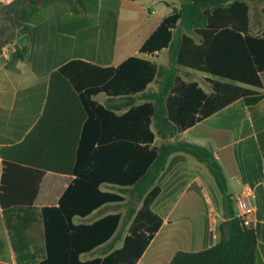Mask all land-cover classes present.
<instances>
[{
  "label": "trees",
  "instance_id": "16d2710c",
  "mask_svg": "<svg viewBox=\"0 0 264 264\" xmlns=\"http://www.w3.org/2000/svg\"><path fill=\"white\" fill-rule=\"evenodd\" d=\"M40 1L31 0L35 7ZM257 1L264 3L167 2L173 11L141 51L167 48L168 65L132 56L118 66L103 67L72 59L70 48L59 50L39 121L23 141L0 148V204L18 264H101V257L86 262L80 257L110 242L133 219L137 204L175 154L209 165L225 193L224 171L211 152L178 136L238 100L254 104L263 98L251 89L263 88L264 34L250 33L252 3ZM99 2L64 0L66 7H77V27L65 32L61 21L60 33L74 35L89 26L83 19L97 17ZM181 68L216 78L212 92L181 76ZM152 83L158 84L157 91L149 90ZM101 93L109 97L107 103L94 99ZM47 172L75 179L57 207L40 210L34 202ZM103 185L118 191L104 190ZM109 204H127L126 215L74 223L75 217H88ZM230 217L214 246L199 252L179 250L167 264H257L256 230L246 228L233 212Z\"/></svg>",
  "mask_w": 264,
  "mask_h": 264
},
{
  "label": "crops",
  "instance_id": "0c3cea01",
  "mask_svg": "<svg viewBox=\"0 0 264 264\" xmlns=\"http://www.w3.org/2000/svg\"><path fill=\"white\" fill-rule=\"evenodd\" d=\"M123 1L100 0L97 17L101 18L102 13L116 14L112 10L114 4L121 5ZM143 2L149 13L152 12L151 6L164 5L162 17L148 35L136 44L130 55L115 63L117 41L114 33L117 18L116 22L106 28L107 37L104 41L102 39L98 48L97 44L94 45L97 39L92 40L91 29L101 23L94 18L83 19L84 23H90L89 26L76 29L74 35L60 33L61 21L65 32L77 27V7H66L64 0H41L38 7L31 0H0V148L23 141L39 121L44 111L51 73L58 66L59 50L64 53L63 50L70 48L72 59H81L103 67L118 66L132 56L158 65H168L169 60L168 63L167 60L158 61L167 48L154 52H142L141 48L173 10L166 0ZM261 11L264 16V7ZM259 21L257 19L254 24L250 14V33L254 36L264 34V27H260ZM105 22L108 25V20ZM81 32L83 34L80 37ZM99 32L102 38L103 30ZM24 35H28L29 41L25 47H21L18 42ZM7 46H15L9 59L2 55L3 48ZM22 48H26V51L20 57L18 52ZM203 74L202 78L206 81L216 80L211 75ZM260 78L263 88L251 89L258 91L263 97L257 104V111L264 116V72L260 73ZM193 81L207 91V87L200 81ZM150 85L149 90H158L150 89ZM99 97L106 100L109 98L105 93L94 97L102 104L104 102ZM241 101L243 100L232 103L178 136L180 141L200 145L211 152L212 160L224 171L227 182L225 193L218 186L209 165L190 155H173L155 187L137 204V213L133 219L123 223L110 242L94 250L99 254L97 257L102 258L101 264H167L179 250L199 252L214 246L220 239L222 228L230 220L231 212L237 216L236 198L243 185H252L251 183L256 190L252 202L257 208L258 218L257 264H264V134L259 138L255 132L241 137L244 119L235 110ZM247 119L251 122L249 117ZM254 135L257 140L256 144H252L253 148L241 147L246 139ZM159 141L157 139L156 143ZM3 169L4 163L0 155V188ZM74 179V175L47 172L34 206L40 210L57 207ZM102 189L118 191L112 185H103ZM113 205L119 206L109 204L104 207L110 208ZM116 213L125 216L127 208ZM38 228L39 232L44 231L43 225ZM87 254L81 255L82 261L97 258H87ZM0 263L18 264L2 216L1 204Z\"/></svg>",
  "mask_w": 264,
  "mask_h": 264
},
{
  "label": "rangeland",
  "instance_id": "374dc122",
  "mask_svg": "<svg viewBox=\"0 0 264 264\" xmlns=\"http://www.w3.org/2000/svg\"><path fill=\"white\" fill-rule=\"evenodd\" d=\"M144 0H139L135 3L130 1H123L121 5L114 4L112 10L115 11L116 14H109V13H102L101 18L94 17L95 21L97 20L101 24H98V27H93L91 30V36L92 40L95 39L97 43L94 45L99 48V46L102 44L103 41L107 37L106 35V28H109L112 23L116 22V18L118 20L117 28L115 29V37H116V57H115V63L119 62L122 58L126 57L127 55H130L133 52V48L140 42V40L145 36L148 35V33L154 28L156 23L159 21V18H161V12L164 11L165 7L164 5H159L158 7H152L151 11H147L146 3L143 2ZM170 3L176 2V0H166ZM144 3V4H143ZM264 7V3L262 2H254L252 3V20L255 24V21L258 19L261 23L260 27H264V16L261 11V8ZM262 19V20H261ZM108 20V25L105 21ZM105 23V24H104ZM116 24V23H115ZM116 26V25H115ZM100 30H103L102 38L100 37ZM86 32V31H85ZM83 32L80 33V37L82 36ZM126 51V53H124ZM77 55H79V50H77ZM164 60H169V54L168 51L162 53L160 58L158 59L159 62H164ZM181 76L188 80H197L200 81L205 87H207V91H212V81H206V79H203L204 74L200 71L187 69V68H181L180 70ZM209 88V89H208ZM150 89H158V85L155 83H152L150 85ZM100 101H103L104 103H107L108 100L99 97ZM258 101L254 104H248L245 101H241L236 106V112L240 114L241 119H244V126L241 130V137H245L247 135H251L250 133L256 134L257 138L261 136V134H264V116L257 111V104L260 103ZM121 101H118V103ZM142 102V99L140 97H137V103ZM243 112V113H242ZM236 114V116L238 115ZM251 119V122L249 119ZM255 135L253 137H250L249 139H246V141L243 142L241 147L245 148H253L252 144H256ZM259 144V141H258ZM240 147V148H241ZM254 185L253 183H251ZM114 206V205H113ZM127 208V204H122L119 206H114L110 208L104 207L100 211L96 212L94 215L86 218L82 217H76L74 219L75 224H90L95 219L100 218L104 215H107L109 213H116L119 211H125ZM99 256L98 252H92L88 253L86 255L87 258H93Z\"/></svg>",
  "mask_w": 264,
  "mask_h": 264
},
{
  "label": "built area",
  "instance_id": "2783aa9c",
  "mask_svg": "<svg viewBox=\"0 0 264 264\" xmlns=\"http://www.w3.org/2000/svg\"><path fill=\"white\" fill-rule=\"evenodd\" d=\"M15 51V46L11 48L7 46L3 48L2 55L5 59L11 57V51ZM255 187L250 184H244L241 193L236 198L237 206V218L242 222V224L249 229L257 230L258 218H257V208L252 202L255 196Z\"/></svg>",
  "mask_w": 264,
  "mask_h": 264
},
{
  "label": "water",
  "instance_id": "95a60500",
  "mask_svg": "<svg viewBox=\"0 0 264 264\" xmlns=\"http://www.w3.org/2000/svg\"><path fill=\"white\" fill-rule=\"evenodd\" d=\"M28 41H29V37L28 35H24L20 38L18 44L21 46V47H25L27 44H28Z\"/></svg>",
  "mask_w": 264,
  "mask_h": 264
}]
</instances>
